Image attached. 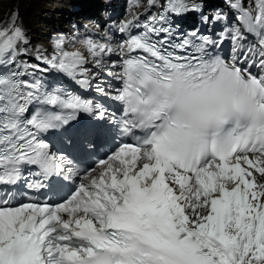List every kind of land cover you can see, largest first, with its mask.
Wrapping results in <instances>:
<instances>
[{"label":"snow or ice","instance_id":"1","mask_svg":"<svg viewBox=\"0 0 264 264\" xmlns=\"http://www.w3.org/2000/svg\"><path fill=\"white\" fill-rule=\"evenodd\" d=\"M212 2L0 19V264H264V0Z\"/></svg>","mask_w":264,"mask_h":264},{"label":"bare ground","instance_id":"2","mask_svg":"<svg viewBox=\"0 0 264 264\" xmlns=\"http://www.w3.org/2000/svg\"><path fill=\"white\" fill-rule=\"evenodd\" d=\"M105 4L111 5L114 20L125 12L126 0H0V18L18 8L33 41L46 42L52 34L71 32L74 25L80 33L85 26L94 29V22L104 18Z\"/></svg>","mask_w":264,"mask_h":264},{"label":"rangeland","instance_id":"3","mask_svg":"<svg viewBox=\"0 0 264 264\" xmlns=\"http://www.w3.org/2000/svg\"><path fill=\"white\" fill-rule=\"evenodd\" d=\"M220 0H214L212 3L209 4V7L211 8H215V7H218L220 6Z\"/></svg>","mask_w":264,"mask_h":264}]
</instances>
